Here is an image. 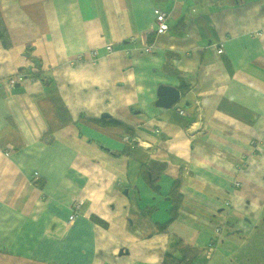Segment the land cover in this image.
Here are the masks:
<instances>
[{
    "label": "crops",
    "instance_id": "0c3cea01",
    "mask_svg": "<svg viewBox=\"0 0 264 264\" xmlns=\"http://www.w3.org/2000/svg\"><path fill=\"white\" fill-rule=\"evenodd\" d=\"M0 10V264H162L177 239L191 264H264V0Z\"/></svg>",
    "mask_w": 264,
    "mask_h": 264
},
{
    "label": "trees",
    "instance_id": "16d2710c",
    "mask_svg": "<svg viewBox=\"0 0 264 264\" xmlns=\"http://www.w3.org/2000/svg\"><path fill=\"white\" fill-rule=\"evenodd\" d=\"M0 40L7 47L11 45L10 34L7 29V25L3 19L1 10H0ZM103 124L122 126L127 130L128 133H131L130 127H128L124 122L118 119H113V118L104 119ZM46 137H48L51 140V136H46ZM128 148L129 146L126 147L125 151H128ZM170 196L172 197L173 200V207L171 209L170 218L173 219L177 217V209L181 200V195L178 192V182L174 183L170 191ZM97 221L102 223V220L99 218H97ZM174 244H175V249L180 253V256H176L174 253L171 252L166 253L162 264H191L192 261L199 255L201 251L199 247L192 246L181 239H177Z\"/></svg>",
    "mask_w": 264,
    "mask_h": 264
},
{
    "label": "built area",
    "instance_id": "2783aa9c",
    "mask_svg": "<svg viewBox=\"0 0 264 264\" xmlns=\"http://www.w3.org/2000/svg\"><path fill=\"white\" fill-rule=\"evenodd\" d=\"M167 17H168V14L166 12H164V11H160L159 12V14L157 16V28H156L157 31L165 32V31L168 30L169 26H168V23H167ZM108 49L110 50L111 47L108 46ZM145 51H147V52L151 51L150 45L145 47ZM222 52H223V48H219L218 49V53L221 54ZM93 55H94L93 60L95 61L96 57H95V52L94 51H93ZM76 57L78 59H82V58L85 59V57L82 54H78ZM9 81H10V83L12 85H14L16 83V81H17V78H15L13 76V77L10 78ZM178 111L180 113H182V114L184 113V109H182V108H178ZM156 131H158V130H156ZM126 140H127V144L129 146H131V147L135 146V141H136L135 138H129V136H127ZM236 185H238V183ZM80 210H81V202L79 201V199H77V200H75V202L73 204V211H72V214L69 217V222H73L76 219V217L79 214Z\"/></svg>",
    "mask_w": 264,
    "mask_h": 264
},
{
    "label": "water",
    "instance_id": "95a60500",
    "mask_svg": "<svg viewBox=\"0 0 264 264\" xmlns=\"http://www.w3.org/2000/svg\"><path fill=\"white\" fill-rule=\"evenodd\" d=\"M180 96L181 91L177 87L170 85H161L159 87L158 103L163 107L170 108L176 104Z\"/></svg>",
    "mask_w": 264,
    "mask_h": 264
},
{
    "label": "rangeland",
    "instance_id": "374dc122",
    "mask_svg": "<svg viewBox=\"0 0 264 264\" xmlns=\"http://www.w3.org/2000/svg\"><path fill=\"white\" fill-rule=\"evenodd\" d=\"M91 60H93V58ZM161 184H163V189L165 190L166 189V186H165L164 182L161 181ZM163 203H165V202H163Z\"/></svg>",
    "mask_w": 264,
    "mask_h": 264
},
{
    "label": "bare ground",
    "instance_id": "6f19581e",
    "mask_svg": "<svg viewBox=\"0 0 264 264\" xmlns=\"http://www.w3.org/2000/svg\"><path fill=\"white\" fill-rule=\"evenodd\" d=\"M129 138H131V137H129Z\"/></svg>",
    "mask_w": 264,
    "mask_h": 264
}]
</instances>
